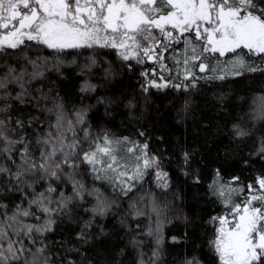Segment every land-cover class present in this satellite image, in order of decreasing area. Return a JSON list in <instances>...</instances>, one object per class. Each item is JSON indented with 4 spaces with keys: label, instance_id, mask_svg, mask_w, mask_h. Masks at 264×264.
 <instances>
[{
    "label": "trees",
    "instance_id": "1",
    "mask_svg": "<svg viewBox=\"0 0 264 264\" xmlns=\"http://www.w3.org/2000/svg\"><path fill=\"white\" fill-rule=\"evenodd\" d=\"M210 1L264 21V0ZM169 38L145 63L106 46L0 49V264H227L217 219L264 180V54ZM154 70L173 85H149ZM104 140L106 163L153 155L162 176L121 188L94 161Z\"/></svg>",
    "mask_w": 264,
    "mask_h": 264
},
{
    "label": "rangeland",
    "instance_id": "2",
    "mask_svg": "<svg viewBox=\"0 0 264 264\" xmlns=\"http://www.w3.org/2000/svg\"><path fill=\"white\" fill-rule=\"evenodd\" d=\"M159 1L101 0L95 4L84 0L75 6L71 0H0V37H4L0 38V49L18 47L26 41L53 49L106 46L114 48L123 59L145 63L155 60L157 37L169 40V36L192 33L197 41H204L206 51L225 55L242 49L264 54V21L257 16L233 7L215 6L210 0H164L170 10L161 14L155 6ZM2 20L8 22L7 29ZM158 72L151 71L159 80L149 75V85L162 89L173 85L165 70ZM95 147L94 161L113 170L121 188H130L150 168L156 176H162L153 155L142 157L144 160L126 172L103 158L112 151L109 142H98ZM260 184V190L249 194L246 202L237 207L234 217L217 219L213 248L227 264H251L264 252V180ZM2 250L6 252L0 251V257L10 251L7 247Z\"/></svg>",
    "mask_w": 264,
    "mask_h": 264
},
{
    "label": "flooded vegetation",
    "instance_id": "3",
    "mask_svg": "<svg viewBox=\"0 0 264 264\" xmlns=\"http://www.w3.org/2000/svg\"><path fill=\"white\" fill-rule=\"evenodd\" d=\"M1 1H3V3L6 2V0H1ZM2 21H3V24L6 23V24L4 25V27L7 29V27H8V26H7V25H8L7 23H8V22H7V21H4V20H2ZM0 38L3 40V39H4L3 35H2ZM2 40H0V41H2ZM7 40H9V39H7ZM3 42H4V41H3ZM6 42H7V41H6ZM2 44L4 45V43H2ZM159 44H160V42H159ZM158 46H159V45H158ZM156 48H157V47H154V49H156ZM155 51H156V50H155ZM153 54H154V53H153Z\"/></svg>",
    "mask_w": 264,
    "mask_h": 264
},
{
    "label": "bare ground",
    "instance_id": "4",
    "mask_svg": "<svg viewBox=\"0 0 264 264\" xmlns=\"http://www.w3.org/2000/svg\"><path fill=\"white\" fill-rule=\"evenodd\" d=\"M228 3H230V2H228ZM237 3H239L238 1H237ZM236 4V3H235ZM232 7V6H231ZM28 8V7H27ZM26 10V9H25ZM47 35V34H46ZM157 39H158V37H157ZM33 40V39H32ZM155 42V41H154ZM29 44V43H28ZM103 47V46H102ZM52 49V48H51ZM263 248V247H262ZM263 250V249H262Z\"/></svg>",
    "mask_w": 264,
    "mask_h": 264
}]
</instances>
